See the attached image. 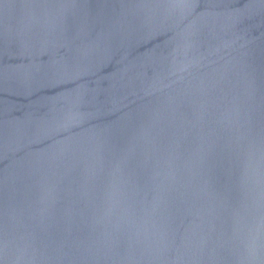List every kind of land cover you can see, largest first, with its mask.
Instances as JSON below:
<instances>
[{"label":"water","instance_id":"obj_1","mask_svg":"<svg viewBox=\"0 0 264 264\" xmlns=\"http://www.w3.org/2000/svg\"><path fill=\"white\" fill-rule=\"evenodd\" d=\"M0 264H264V0H0Z\"/></svg>","mask_w":264,"mask_h":264}]
</instances>
